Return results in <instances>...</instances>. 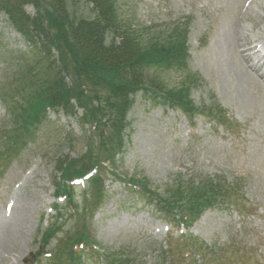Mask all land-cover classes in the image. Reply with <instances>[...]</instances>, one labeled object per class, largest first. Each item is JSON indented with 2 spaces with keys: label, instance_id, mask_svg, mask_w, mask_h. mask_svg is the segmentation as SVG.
<instances>
[{
  "label": "rangeland",
  "instance_id": "rangeland-1",
  "mask_svg": "<svg viewBox=\"0 0 264 264\" xmlns=\"http://www.w3.org/2000/svg\"><path fill=\"white\" fill-rule=\"evenodd\" d=\"M115 1L143 41L159 38L161 43L185 44L183 55L153 67V72L173 91V98L178 91L186 95V106L193 112L185 116L181 103L138 93L126 117L125 146L107 160L105 146L115 144L118 128L109 115L104 119L103 108L96 129L94 119L84 118L81 109L72 116L48 112L45 121L14 140L11 105L19 112H23L19 104L27 107L20 89L33 91L31 80L46 77L48 68L54 74L62 71L60 78L68 85L73 80L39 27L34 36L37 50L0 12V264H78L82 254H75L70 240L84 241L101 253L85 255L87 260L80 264H107L111 260L107 255L137 264L196 260V264H242L244 259L248 264H264V67H260L264 58L246 51L256 47L264 53V0ZM69 5L75 16H91L81 0ZM38 13L37 7L25 8L26 15ZM42 43L50 48L46 57ZM41 56L50 59L36 63ZM112 100L108 109L114 113ZM214 118L219 124L210 121ZM222 120L229 123V131L220 125ZM58 158L68 163L65 177L102 164L96 175L103 191L94 192L90 180L85 187L75 182L78 186L71 196L75 213L66 210L69 202L64 203L58 211L63 214L56 221L59 225L49 231L46 228L56 217L51 210L53 185L63 178L55 173ZM196 180L219 182L234 196L223 193L197 201L205 210L196 214L200 217L185 235L198 244L197 252L191 253L190 244L179 238L184 231L172 230L174 223L166 216L180 215L179 207L166 201L175 189ZM139 183L149 184L146 193L156 195L151 199L130 188ZM191 190L197 195L207 192ZM181 196L186 208L191 203ZM155 203L168 212H160ZM201 244L212 253L203 254Z\"/></svg>",
  "mask_w": 264,
  "mask_h": 264
},
{
  "label": "trees",
  "instance_id": "trees-1",
  "mask_svg": "<svg viewBox=\"0 0 264 264\" xmlns=\"http://www.w3.org/2000/svg\"><path fill=\"white\" fill-rule=\"evenodd\" d=\"M79 1L0 0V12L4 14L7 21L20 36L34 45L36 43L34 36L38 35V31L35 28L39 27L46 34L50 47L59 52L60 64L66 74L70 75L73 80L72 84L68 85L63 78H60V75L63 74L62 71L54 74L48 68L49 73L46 71V77L40 71L43 78L40 77V80H38V77H33L31 80V83H34V88L31 89L33 91H28L26 88L20 89L26 94L27 107L19 104V108L23 110V112H19L16 105H11L14 113L13 123L15 125L12 137L17 140L21 136V140L43 118L44 121L47 119L46 115L48 112H62L67 116H72L77 113L78 109L82 110L84 118L88 116L89 119H94L91 120V123L93 124L92 128L96 129L95 125L101 124V119H98L97 115L101 114L103 108L105 112L103 113L104 119L109 115V119L113 121V127L118 128L115 144L105 146L107 154L104 159H113L115 153L121 151L125 146L123 131L129 127L126 117L132 110L135 96L138 93L152 97L153 100L167 99L171 103H181L179 108L186 115H190V112H193L191 108L186 106L188 97L186 95L182 96L178 91V94H176L178 96L173 98V91L170 92L157 73L153 72V67L164 65L172 59L178 58L181 54L183 55L186 50L185 44H181V42L178 45L171 42L161 43L159 38L149 42L143 41L139 30L136 29L137 27L121 16L115 0H81L88 8L91 16L77 17L71 13L69 4L76 6ZM28 6L37 7L38 15L35 17L29 14L26 15L25 8ZM35 48L38 50L37 44H35ZM46 50V48L41 49L45 57L49 53L50 48L48 47V52ZM44 56H41V59H38L39 62L36 63H42L48 58L50 59V56L47 58ZM29 73L31 71H28V76ZM110 99H113L112 107L115 108L114 113L108 109ZM95 103H97V106H95ZM220 118H223L221 114ZM222 123L225 124V120H222ZM10 138L11 133H8V139ZM5 151H7L6 154L2 153L5 157L3 159L4 165L8 161L9 149L6 147ZM88 156L89 159L93 157L91 150H88ZM55 165L56 175L58 173L60 176L63 175L62 180L60 179L58 183H54L56 187L55 196L65 197L67 199L65 200L70 204L73 191L72 187L68 186L67 183L72 182L76 178H82L93 169H96L98 173V168H102V164L97 163V165H93L81 175L65 177L69 173L66 171L68 163L58 158L55 160ZM196 181L190 182L191 184L185 185L184 188L175 189L176 193H173L171 198L166 201L168 205L175 209L179 207L180 215L187 214L190 217L200 213L203 210V207L197 203V201H201L200 199L208 200L211 197L216 199L217 195L223 193L230 197L234 196L231 188L221 186L219 182L211 184L210 180ZM90 182L92 190L102 194L103 188L98 186L101 178L97 175L93 176ZM132 183L134 182L132 181ZM131 186L137 187L138 190L145 193L146 187L149 190L151 189L149 184L139 183ZM191 188H194L197 193L202 190L207 192L204 195L192 194L193 190ZM235 188L237 190L238 187ZM146 194L151 199L156 195V193L150 191ZM179 194L185 196L183 198L187 203H191L190 205L187 204L186 208L179 201L181 199L178 197ZM175 196L178 198H175ZM56 210H58V207ZM168 214L171 215L169 217H172L174 221H177L173 213L168 212ZM189 217L184 215L181 218L185 225ZM54 226L56 227L57 224L51 225L48 230H52ZM187 241L189 239H186ZM195 243V241L191 243V250L194 253L197 252L196 247L193 246ZM201 247H203V254L212 253L206 246L201 244L199 249ZM107 257L111 259L109 264H137L134 261L123 260L121 257L116 259L114 255H107ZM106 258L105 260H107ZM196 263L197 260L194 264ZM210 263L207 262L206 264Z\"/></svg>",
  "mask_w": 264,
  "mask_h": 264
},
{
  "label": "bare ground",
  "instance_id": "bare-ground-1",
  "mask_svg": "<svg viewBox=\"0 0 264 264\" xmlns=\"http://www.w3.org/2000/svg\"><path fill=\"white\" fill-rule=\"evenodd\" d=\"M263 50H264V49H263ZM246 51H247V53H249V54L252 52L253 55H256V56L259 55V52L256 50V47H254L253 50H250V51H249V48H247ZM244 52H245V50H244ZM260 67H264V64H261Z\"/></svg>",
  "mask_w": 264,
  "mask_h": 264
}]
</instances>
